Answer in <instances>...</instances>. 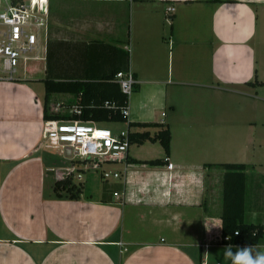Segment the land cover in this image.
<instances>
[{
	"label": "crops",
	"instance_id": "crops-1",
	"mask_svg": "<svg viewBox=\"0 0 264 264\" xmlns=\"http://www.w3.org/2000/svg\"><path fill=\"white\" fill-rule=\"evenodd\" d=\"M35 33L21 76L0 78V264H198L200 252L203 264H231L226 245L206 257L223 194V170L208 165H247L245 219L264 229V0H49ZM127 70L137 84L124 130L167 125V162L132 164L165 154L159 143L130 144L99 167H113L114 184L57 194L40 148L42 79L97 83ZM78 101L51 94L48 112L72 114Z\"/></svg>",
	"mask_w": 264,
	"mask_h": 264
},
{
	"label": "built area",
	"instance_id": "built-area-1",
	"mask_svg": "<svg viewBox=\"0 0 264 264\" xmlns=\"http://www.w3.org/2000/svg\"><path fill=\"white\" fill-rule=\"evenodd\" d=\"M166 12L171 14L173 8L168 7ZM48 13L49 0H0V78L14 77L21 60L34 49L35 32L46 25ZM114 81L121 93L129 99L137 84L132 72H118ZM105 106L108 107L109 104L105 103ZM72 114L80 116L81 109L74 107ZM120 114L127 119L128 107L121 109ZM41 138L55 146L59 154L70 159L71 167L66 169L65 177L76 171L90 169V162H98L94 166L97 169L102 163L123 158L130 146L128 130L113 131L105 125L77 118L44 121ZM168 167L171 168L172 165L169 164ZM109 176V173H105L103 179H108ZM113 177L117 178L118 174H113ZM76 178L81 181L82 175L77 174ZM225 240L228 241L229 238L226 237ZM203 247L207 248L208 245Z\"/></svg>",
	"mask_w": 264,
	"mask_h": 264
},
{
	"label": "trees",
	"instance_id": "trees-1",
	"mask_svg": "<svg viewBox=\"0 0 264 264\" xmlns=\"http://www.w3.org/2000/svg\"><path fill=\"white\" fill-rule=\"evenodd\" d=\"M115 74L111 75L105 81L97 83L62 84L52 80L42 79L46 93L43 106V121H65L77 118L84 122H94L98 125L127 122V119L120 114V110L127 106L128 99L121 93L119 86L113 82ZM135 90L136 86L134 87ZM59 93L73 94L79 98L75 107L81 109L80 116L77 117L70 113L69 115H61L48 112L49 95ZM105 103H108L109 106L106 107ZM128 126L129 128L133 126L138 128H156L157 131L152 134L149 131L129 132L130 144L142 145L145 142L159 143L165 154L164 161L159 159L151 161L131 159L129 160L130 163L158 166L167 162L171 141L170 130L167 125L128 124ZM77 163L73 162V164ZM208 166L223 170L220 244L226 246L257 245L259 239L264 235V229L259 224L249 223L245 219V172L247 165L240 163H222L210 164ZM57 188L63 189L66 197L70 200L77 199L83 189L79 184L78 186L74 184L70 177L55 181L53 190L56 193L58 191ZM226 237L229 238L228 241L225 240ZM198 264H203L201 252L199 253Z\"/></svg>",
	"mask_w": 264,
	"mask_h": 264
},
{
	"label": "rangeland",
	"instance_id": "rangeland-1",
	"mask_svg": "<svg viewBox=\"0 0 264 264\" xmlns=\"http://www.w3.org/2000/svg\"><path fill=\"white\" fill-rule=\"evenodd\" d=\"M21 64L17 67V71L14 75V77H16V78L18 76H21V73H22ZM260 124H261V122H259L258 127H257L258 139L256 141V145H257L256 151L259 155V158L261 160H264V139H262V137H264V131L261 129ZM109 128H112L113 131H120V130H124L125 124L124 123L111 124V125H109ZM41 144H42V146L40 148H41V151L44 152V165H45V167L55 168V172H49L50 177L45 180V185L47 187H49L52 184H54L55 181L62 179L61 177L66 176V173H67L66 169L71 167V161H70V159L65 158L62 154H59L57 152L58 150L55 146H53L49 143H46L45 141H42ZM141 152H143V151H141ZM156 152H157V150L154 147V149L151 151V154L156 155ZM139 155H141V154H139ZM236 156H237V153H235L233 151H227L225 153L226 159H234ZM95 163H98V162H95ZM95 163L90 162V165H89L90 169L87 172H85V171L81 172L80 171L81 172L80 173V172L76 171L74 173H71V176H69L70 178H72L73 183L76 184L77 186H78V184L80 186H82V184L84 183L85 187H87V189H89L90 193L93 194L94 196L97 195L98 193H96V190L95 191H93V190L96 189V187H98L99 184H108L111 186L116 181L115 179H113V171H112L113 167H111V166L109 167V166L104 165L101 168H99L100 166H98L99 169L98 168L95 169L94 166L97 165ZM102 164H104V163H102ZM75 167H76V165H75ZM116 169L117 170L121 169V167H117ZM105 173L110 174L108 179H103V174H105ZM77 174L82 175L81 181L77 180V178H76ZM81 182H83V183H81ZM114 188L116 189L117 187H114ZM49 189H51V188H49ZM57 190H58L57 194H59V193L65 194L63 189L57 188ZM51 192H52V190H51ZM247 221H249V220H247ZM162 237L167 238L166 236H162ZM263 242H264V239H263ZM209 244H210L211 248L209 250L207 249L206 253L208 254V256H206V257H208L209 261H215L217 254H219L221 252V248H222V247H220V246H222L220 244V229H218L217 231L214 230V233L212 235V240H210ZM193 249L196 250V252H198V249H196V248H193ZM214 263L215 262H213L212 264H214Z\"/></svg>",
	"mask_w": 264,
	"mask_h": 264
},
{
	"label": "clouds",
	"instance_id": "clouds-1",
	"mask_svg": "<svg viewBox=\"0 0 264 264\" xmlns=\"http://www.w3.org/2000/svg\"><path fill=\"white\" fill-rule=\"evenodd\" d=\"M232 245H227L223 249L225 258L231 261V264H264V248L257 245H248L236 247L233 250Z\"/></svg>",
	"mask_w": 264,
	"mask_h": 264
}]
</instances>
